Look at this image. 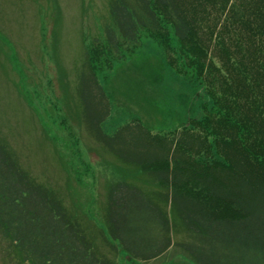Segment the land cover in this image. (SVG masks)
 <instances>
[{
  "label": "trees",
  "instance_id": "obj_1",
  "mask_svg": "<svg viewBox=\"0 0 264 264\" xmlns=\"http://www.w3.org/2000/svg\"><path fill=\"white\" fill-rule=\"evenodd\" d=\"M108 7L115 28L86 48L74 102L87 133L122 164L106 191L107 231L25 170L0 133L5 261L118 264L123 250L146 262L176 245L196 264H264V0H109ZM142 35L159 42L175 72L198 81L211 106L167 133L133 119L109 135L99 60L122 59L123 47L134 51Z\"/></svg>",
  "mask_w": 264,
  "mask_h": 264
},
{
  "label": "rangeland",
  "instance_id": "obj_2",
  "mask_svg": "<svg viewBox=\"0 0 264 264\" xmlns=\"http://www.w3.org/2000/svg\"><path fill=\"white\" fill-rule=\"evenodd\" d=\"M108 2L0 0V133L25 170L105 231L107 187L121 179L122 164L87 133L74 102L86 48L103 38L106 26L115 28ZM171 37L177 44L172 29ZM123 49L122 59L109 65L99 60L97 68L110 101V114L101 125L105 133L111 135L133 119L154 133H167L201 117L203 105L211 106L203 91L197 93L195 78L167 63L158 41L142 35L134 51ZM116 260L196 264L176 245L146 262L126 257L123 250ZM0 264H7L1 251Z\"/></svg>",
  "mask_w": 264,
  "mask_h": 264
}]
</instances>
